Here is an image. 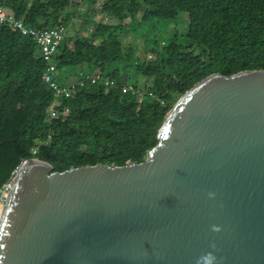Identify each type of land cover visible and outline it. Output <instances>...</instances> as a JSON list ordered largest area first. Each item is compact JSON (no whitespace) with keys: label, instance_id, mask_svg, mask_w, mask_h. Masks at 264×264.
Instances as JSON below:
<instances>
[{"label":"water","instance_id":"obj_1","mask_svg":"<svg viewBox=\"0 0 264 264\" xmlns=\"http://www.w3.org/2000/svg\"><path fill=\"white\" fill-rule=\"evenodd\" d=\"M144 161L17 167L0 264H264V69L213 73Z\"/></svg>","mask_w":264,"mask_h":264},{"label":"trees","instance_id":"obj_2","mask_svg":"<svg viewBox=\"0 0 264 264\" xmlns=\"http://www.w3.org/2000/svg\"><path fill=\"white\" fill-rule=\"evenodd\" d=\"M85 0H4L27 25L69 26ZM107 14L92 33L68 34L56 55L60 75L100 69L142 91L124 93L89 80L58 97L43 81L46 63L37 42L0 23V188L25 158L54 170L144 161L177 100L198 81L220 72L264 69V0H91ZM188 14L186 32L177 26ZM173 27L164 28V25ZM132 33L142 42L124 46ZM154 59H147L142 52ZM144 76L147 84L140 85Z\"/></svg>","mask_w":264,"mask_h":264},{"label":"built area","instance_id":"obj_3","mask_svg":"<svg viewBox=\"0 0 264 264\" xmlns=\"http://www.w3.org/2000/svg\"><path fill=\"white\" fill-rule=\"evenodd\" d=\"M0 23H8L14 30L19 31L23 35L31 36L39 45L40 54L46 63V68L43 73V81L53 90L55 100L51 103L48 114L49 122L58 116L57 106L59 105L58 97L71 96L72 90L78 84H83L89 80L92 83H101L106 87L120 88L122 92H133L141 96L142 91L135 87L132 83L119 84L117 80L105 75L100 69L93 72H87L85 69H79L78 77L75 81L67 83L60 82L58 77L60 71L57 67L56 55L59 47L68 35L67 26L60 24L46 28H38L27 25L23 19H17L13 14L9 13L4 4V0H0ZM13 178L6 181L0 188V217L2 208L6 202L8 192L13 184Z\"/></svg>","mask_w":264,"mask_h":264},{"label":"rangeland","instance_id":"obj_4","mask_svg":"<svg viewBox=\"0 0 264 264\" xmlns=\"http://www.w3.org/2000/svg\"><path fill=\"white\" fill-rule=\"evenodd\" d=\"M100 3L101 2L94 3L91 0H85L80 2V4L77 6L76 9L75 7L72 6L69 7V10H76L75 11L76 14L74 15V19L70 22L69 26L67 27L68 34L73 33L75 28L78 32L73 33L74 37L75 38L81 37L83 35H86L88 32L92 33L101 20H107L108 17L107 14L100 12L99 10ZM188 22H189V17L188 14L185 13V17L182 19V21L178 24L177 27L182 32H186V27ZM163 27L165 29L166 28L168 29L170 27H173V24L164 25ZM133 38L135 39L132 33L124 35V40H123L124 46H127L129 43H132ZM133 43L136 47H140L143 45L139 39H135ZM142 54H144V56L149 60L154 59V55L149 52L143 51ZM74 78H76L75 75H72L68 78L59 75L58 80L60 82L67 83L69 82L70 79H74ZM139 80L141 86H146L147 82L144 76H140Z\"/></svg>","mask_w":264,"mask_h":264},{"label":"crops","instance_id":"obj_5","mask_svg":"<svg viewBox=\"0 0 264 264\" xmlns=\"http://www.w3.org/2000/svg\"><path fill=\"white\" fill-rule=\"evenodd\" d=\"M81 69H86L85 67H83V68H81ZM77 78V77H76ZM76 78H74V79H70L69 81H75L76 80Z\"/></svg>","mask_w":264,"mask_h":264}]
</instances>
